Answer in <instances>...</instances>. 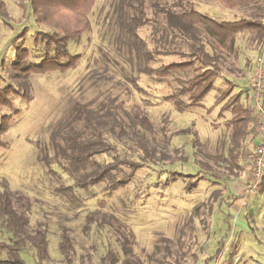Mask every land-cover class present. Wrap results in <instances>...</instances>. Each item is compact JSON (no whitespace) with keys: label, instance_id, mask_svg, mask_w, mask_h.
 <instances>
[{"label":"rangeland","instance_id":"rangeland-1","mask_svg":"<svg viewBox=\"0 0 264 264\" xmlns=\"http://www.w3.org/2000/svg\"><path fill=\"white\" fill-rule=\"evenodd\" d=\"M0 1L4 3L2 13L8 16L7 23L0 19V124L2 116L10 117L7 130L0 134V194L9 191L16 208L18 202L27 206L29 230L34 231L37 223H44L48 236L47 260L39 263L33 250H24L20 257L25 264H100L108 250L119 254L122 261L125 256L115 230L109 225L97 226L101 220L111 217L132 232V254L143 264H153L148 262V257L155 254L159 237L172 241L174 256L165 264H264V191L249 192L247 184L251 176L244 179L246 173H242L239 178H228L224 168L215 167L220 178L217 183L207 176L192 189H187L201 175L194 159L209 163L206 156L215 152L226 133L223 122L229 114L218 117L220 106L209 110L218 90L226 87L224 78L237 84L236 92L248 88L256 61L260 57L264 61V46L256 47L247 34L239 37L237 56L224 61L225 72L215 81V89L202 101L203 107L180 113L162 99L175 91L177 83L156 81L139 73L137 60L129 55L124 41L126 36L121 30L122 12L118 11L124 0L95 1L89 15L91 32L84 33L79 43L70 42L67 47L71 56H80L74 69L27 76L14 71L12 63L20 46L29 51L28 61L41 60L42 49L33 50L32 44L37 28L29 15L22 18L15 0ZM157 1L168 5L177 1L186 5L187 2L196 11L218 21L248 18L254 11L252 6L229 9L216 0ZM157 1V5H163ZM149 6L151 3L146 0L148 16ZM128 12V16H132ZM25 27L28 29L25 37L16 38ZM149 35V26L139 30V36L151 48ZM173 61H180V58L162 56L146 64L156 68ZM229 68L233 72L229 73ZM7 85L11 87L9 94L2 91ZM241 100L250 105L245 95ZM109 102L118 119L126 124L130 116L146 115L152 124V133L146 136L159 146L171 133H183L173 135L164 150L158 149L157 156L162 150L167 159L140 168L124 188L109 193L106 182L78 188L58 166L47 168L39 157L43 149H47L48 157L53 156L50 136L68 118L74 104H85L97 110L101 104ZM136 129L141 130V127ZM127 131L129 138L112 142L120 159L137 161L132 134L128 128ZM194 135L198 137L196 146L193 145ZM258 141L256 138L255 142ZM173 149H182L185 161H180V153L174 154ZM110 161L111 157L106 155L96 158L101 165ZM121 168L128 170L123 165ZM115 176L120 179L121 174ZM67 187H71L73 193H68ZM232 196H238L233 205ZM101 201L104 206L99 205ZM207 201L213 206L206 231L200 219L207 209L203 206ZM89 219L95 222L88 225ZM189 219L194 226L190 240L192 254L182 260L178 241H181V249L186 250L187 246L183 245L185 237L180 235V228ZM63 232L69 235L74 248L68 261L58 250ZM11 241L13 236L0 219V242L8 244ZM7 259V253L0 252V261Z\"/></svg>","mask_w":264,"mask_h":264},{"label":"trees","instance_id":"trees-1","mask_svg":"<svg viewBox=\"0 0 264 264\" xmlns=\"http://www.w3.org/2000/svg\"><path fill=\"white\" fill-rule=\"evenodd\" d=\"M95 1L15 0L22 18L29 15L37 28L32 35V44L35 48L33 50L42 49L43 53L39 62L32 63L27 60L29 51L23 49V46L18 47L12 63L13 70L22 73V76H27L44 75L49 72L64 73L74 69L80 56H71L67 47L70 42L79 43L84 33L91 32L89 15ZM149 1L151 3L149 16L146 15V0H124L121 8L116 5V8H120L118 11L122 12L121 30L123 36H126L124 41L129 48V55H133L137 60L139 73L156 81L173 80L177 83L178 87L175 91L162 99L172 104L180 113L203 107L202 101L215 89V81L225 72L222 67L224 61L237 56L236 41L239 37L247 34L249 41L255 43L256 47L264 46V0H216L229 9L252 6L254 11L248 18L234 21L215 20L196 11L187 2L186 5L182 1L168 5L167 2L163 4L156 0L163 4L157 5L155 0ZM3 6L4 3L0 1V19L6 21L8 16L2 13ZM128 11L132 16H128ZM146 25L150 27L151 48L145 39L139 36V30ZM27 30L25 27L21 36L18 35L16 38H24ZM162 56L178 57L180 61L162 64L156 68L147 66L146 63ZM228 72H233V69L229 68ZM224 85L226 87L218 90L209 110L220 106L218 117H223L225 113L229 114V118L223 122L226 133L221 137L215 152L206 156L209 163L202 162L198 158L194 159L201 175L189 184L187 189H192L207 176L213 183H217L220 178L216 174L219 171H215V167L224 168L228 178H239L242 173H246L248 178L251 176L245 155L252 147L255 138L253 128L258 114L251 105L241 100L245 95L247 102L249 101V88L236 92L237 84L227 78H224ZM2 91L9 94L11 87L7 85ZM113 110L111 102L108 105L101 104L97 110L85 104H74L68 118L60 123L50 136L53 156L48 157L47 149H43L40 160L47 168L52 165L58 166L78 188H89L106 182L108 192L111 193L116 189L124 188L140 168L167 159L166 153L162 150L161 155L157 156L158 149L164 150L169 146L168 141L173 135L183 133V131L171 133L162 142V145L165 144L159 146L156 141L146 136L152 133V124L146 115L138 113L127 116L129 120L126 124L118 119L117 113ZM1 119L0 134L7 130L10 117L4 115ZM137 126H140L141 130H137ZM127 128L132 134L133 147L138 153L137 161L120 159L117 148L112 142L129 138ZM197 139L198 137L194 135V143L192 142L194 146L197 145ZM173 153H180L181 157L178 158L180 161H185L182 149H173ZM102 155L111 157L112 161L104 165L97 163L96 158ZM122 165L128 170L124 171ZM115 174H121L120 179H117ZM65 190L73 193L71 187ZM262 191H264V177L256 193ZM237 197H231V205L238 200ZM17 205L16 208L9 191L0 194V219L3 220L6 231L13 236V241L8 244L0 242V252H6L8 255V259L0 261V264H25L20 253L30 249L33 250V255L39 263L45 262L48 258L47 227L44 223H37L34 231H30L29 209L21 202ZM99 205L104 206L105 203L101 201ZM203 206L207 209L202 213L204 218L200 220L203 229L207 231L213 205L207 201ZM91 222L95 221L89 219L87 224L90 225ZM104 225H109L115 230L118 236L117 242L125 258L120 261L119 254L108 250L101 257L100 264H143L132 254L134 241L128 227L114 217L101 220L97 224L100 228ZM181 234L185 237L183 245L187 246L186 250L181 249L183 248L181 241H178L180 253L182 252L181 259L184 260L188 254H192L190 252V240L192 241L194 235L192 219L183 223L180 228ZM171 243L170 239L159 237L154 248L155 254L148 257V262L165 264L167 260L170 261L174 256ZM58 250L65 261L74 254L72 241L65 232L61 234Z\"/></svg>","mask_w":264,"mask_h":264},{"label":"built area","instance_id":"built-area-1","mask_svg":"<svg viewBox=\"0 0 264 264\" xmlns=\"http://www.w3.org/2000/svg\"><path fill=\"white\" fill-rule=\"evenodd\" d=\"M249 91L251 96L249 103L257 112L258 118L253 132L259 141L253 144V148L246 152L245 160L250 169L251 179L247 189L254 194L264 177V61L260 57L256 61L255 70L250 78Z\"/></svg>","mask_w":264,"mask_h":264},{"label":"crops","instance_id":"crops-1","mask_svg":"<svg viewBox=\"0 0 264 264\" xmlns=\"http://www.w3.org/2000/svg\"><path fill=\"white\" fill-rule=\"evenodd\" d=\"M258 140H259V138L258 137H256ZM256 138H254V140H253V144L255 143V140H256ZM253 144H252V147H250V149L249 150H251L252 148H253ZM248 150V151H249ZM244 179H246L247 178V174H244Z\"/></svg>","mask_w":264,"mask_h":264}]
</instances>
